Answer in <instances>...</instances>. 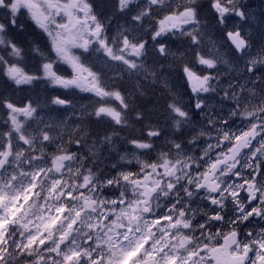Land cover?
Segmentation results:
<instances>
[{"label": "snow or ice", "instance_id": "snow-or-ice-1", "mask_svg": "<svg viewBox=\"0 0 264 264\" xmlns=\"http://www.w3.org/2000/svg\"><path fill=\"white\" fill-rule=\"evenodd\" d=\"M107 7L0 0V76L45 91H0V264H264V14L256 46L241 0ZM86 117L131 149L116 128L89 144Z\"/></svg>", "mask_w": 264, "mask_h": 264}, {"label": "trees", "instance_id": "trees-1", "mask_svg": "<svg viewBox=\"0 0 264 264\" xmlns=\"http://www.w3.org/2000/svg\"><path fill=\"white\" fill-rule=\"evenodd\" d=\"M90 2L95 6V8L98 12H108L109 8L107 7V5L109 3H114V0H90ZM201 3L206 4L207 0H201ZM242 3L246 4V0H242ZM256 14H264V13H262V11L259 10L256 12ZM117 23L123 24L124 20L122 18L114 19L112 26H111V31L115 30ZM29 32H35L36 33V39H37L38 43L43 44L45 42V40L43 39L41 34L38 33L37 31H35L34 29H32L31 27H29ZM21 39H22V42L25 43V45L27 46L28 41L31 40V37H24ZM30 55H31V52L28 51L27 57L30 58ZM37 59L39 60V57H36V62H37ZM26 63L27 62H25V64ZM29 64H33L32 60L29 61ZM29 64H28V66H31ZM5 87L7 88V91L5 92V94L9 95L13 100L21 102V103H24L26 101L27 96H32V97H34L33 99H35V96L39 95L41 97V99H43V97L45 95L44 87H40V86H37L33 91H22V92L16 91V92H13L12 89L14 88V85H12V87L7 86L6 81L0 77V91H4ZM47 91H48V94H53L54 92H56V90H54V89H48ZM157 95H159L158 92H157ZM68 98L73 100L74 104L77 105L76 99H75L76 98V92H72V93L68 94ZM148 100L149 101L151 100V94L148 97ZM111 103L116 104L114 101H112ZM82 106H85V105L83 104ZM88 110H90V109H88ZM84 124L88 128V131L90 132L88 142H92V139L97 138V137H102L105 133L111 132V129H105L101 124L98 125V123L96 122V120L93 117H86ZM118 131H119V136H117L115 138L117 140V144H119V143L126 144L121 139V137H127L130 135H133L132 132H128L126 130H118Z\"/></svg>", "mask_w": 264, "mask_h": 264}, {"label": "rangeland", "instance_id": "rangeland-1", "mask_svg": "<svg viewBox=\"0 0 264 264\" xmlns=\"http://www.w3.org/2000/svg\"><path fill=\"white\" fill-rule=\"evenodd\" d=\"M241 3H242V0H241ZM246 5H247V9H248V11H249V13H250V15L253 17V19L251 20V25H252V28H251V31H252V38H253V43L256 45V46H258L259 45V32H260V29L257 27V25L259 24V22H260V19H261V15L262 14H256V12L257 11H259V10H261L262 11V13H264V0H246ZM30 27H32V28H34L35 29V27L34 26H32V25H29ZM35 31H37L38 33H40L39 32V30L38 29H35ZM245 31H249V29L246 27L245 28ZM112 33L114 34L115 33V30L114 31H112ZM42 34V33H41ZM43 35V34H42ZM44 36V35H43ZM44 38L47 40V37L46 36H44ZM179 42L177 41L176 43H174L173 44V51H175L176 50V47H177V44H178ZM186 49H181V51H185ZM206 50V49H205ZM30 57H32V55H30ZM96 67H100V65H99V63H96ZM199 67V66H198ZM223 67V66H222ZM61 68L63 69L64 68V66H61ZM6 79V78H5ZM7 86H9V87H12V85L9 83V84H7ZM43 87V85H40V87ZM25 88H26V86H25ZM58 91H61V92H63V90H58ZM76 91V93L80 96H76L77 97V103H78V105H85V106H87L88 107V109H90V110H92L93 108H94V104H93V102H88V101H86V99L87 98H90L91 97V94L90 93H82V92H79L78 90H75ZM27 97H29V96H27ZM32 97V96H31ZM34 98V97H33ZM92 99H96L95 97H93ZM185 99H186V97H185ZM26 102V101H25ZM115 102V101H114ZM116 103V102H115ZM81 106H78V108H77V110H79V108H80ZM53 115H56L55 113H53ZM72 119L73 120H75L76 119V117H72ZM86 119V118H85ZM196 119H199V117H196ZM0 123H2V121H0ZM162 123V122H161ZM237 123H239L238 121H237ZM102 125L105 129H113V128H116L117 130H119V126H116V125H114V124H112L111 123V121H108L107 120V118H105V120L104 121H101V122H99L98 123V125ZM136 127H140L139 125H137ZM128 132H130V131H128ZM134 134V133H133ZM136 135H138L139 133H135ZM89 144H91V142H88ZM163 143H164V141L163 140H159V143H157V151L156 152H154L153 154H152V158L153 159H155L156 158V156H157V154H158V152L161 150V147H162V145H163ZM131 145H129V144H121V143H119V144H117V149H119V151L121 152V153H123V151L125 150V149H131ZM71 148L73 149V150H75V148H76V145H71ZM52 150H54V149H52ZM81 151H82V153L84 154V155H88V151H87V147H85V148H83V149H81ZM143 158H146V157H142V159ZM103 159L106 161V163H103V164H100V167L101 168H105L106 166H110V163H114V162H117L118 160H119V156L117 155V152L116 151H113L112 153H111V156L109 157V154H108V152H107V150L105 149V151H104V156H103ZM126 167H130V168H132L133 170H138V165L135 163V161H133V163L132 164H130V165H126Z\"/></svg>", "mask_w": 264, "mask_h": 264}, {"label": "flooded vegetation", "instance_id": "flooded-vegetation-1", "mask_svg": "<svg viewBox=\"0 0 264 264\" xmlns=\"http://www.w3.org/2000/svg\"><path fill=\"white\" fill-rule=\"evenodd\" d=\"M250 227L254 228L255 230L259 231V226L254 222L253 225Z\"/></svg>", "mask_w": 264, "mask_h": 264}]
</instances>
